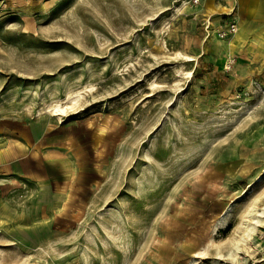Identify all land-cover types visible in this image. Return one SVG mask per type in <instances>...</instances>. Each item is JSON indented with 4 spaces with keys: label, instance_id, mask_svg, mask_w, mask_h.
<instances>
[{
    "label": "rangeland",
    "instance_id": "374dc122",
    "mask_svg": "<svg viewBox=\"0 0 264 264\" xmlns=\"http://www.w3.org/2000/svg\"><path fill=\"white\" fill-rule=\"evenodd\" d=\"M18 135L0 264H264V0H0Z\"/></svg>",
    "mask_w": 264,
    "mask_h": 264
},
{
    "label": "crops",
    "instance_id": "0c3cea01",
    "mask_svg": "<svg viewBox=\"0 0 264 264\" xmlns=\"http://www.w3.org/2000/svg\"><path fill=\"white\" fill-rule=\"evenodd\" d=\"M32 137V135H28L25 139L18 135L13 139V137L10 136V142H6L3 147L8 150L4 153L3 157H0V180L5 177H10L17 172L16 168L19 159L32 158L31 153L35 151L33 149H35V146L38 143L34 142ZM0 145H2V143H0Z\"/></svg>",
    "mask_w": 264,
    "mask_h": 264
},
{
    "label": "bare ground",
    "instance_id": "6f19581e",
    "mask_svg": "<svg viewBox=\"0 0 264 264\" xmlns=\"http://www.w3.org/2000/svg\"><path fill=\"white\" fill-rule=\"evenodd\" d=\"M80 99V98H79ZM78 101H76V98H69L66 102L62 103V104H57L55 106H53L49 112H52L53 115H63L68 108H71L70 107V104H76ZM258 208H253L249 214L247 215L248 216V219L244 222V233L243 235H247L249 234L250 231H252L253 227H252V224H253V221L255 220L256 216V212H257ZM250 236V235H249ZM246 238V237H245ZM244 238V239H245ZM248 239V237H247ZM246 239V240H247Z\"/></svg>",
    "mask_w": 264,
    "mask_h": 264
},
{
    "label": "built area",
    "instance_id": "2783aa9c",
    "mask_svg": "<svg viewBox=\"0 0 264 264\" xmlns=\"http://www.w3.org/2000/svg\"><path fill=\"white\" fill-rule=\"evenodd\" d=\"M232 28H234V27H229V28H227V29H224V28H221V29H218L219 30V33L221 34V35H227L229 32H231V31H235L236 29H232ZM232 29V30H231Z\"/></svg>",
    "mask_w": 264,
    "mask_h": 264
}]
</instances>
